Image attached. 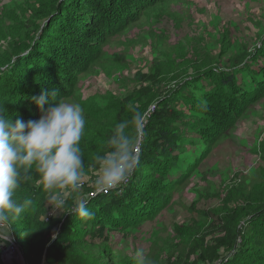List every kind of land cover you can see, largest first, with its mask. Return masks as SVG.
<instances>
[{"label": "rangeland", "instance_id": "374dc122", "mask_svg": "<svg viewBox=\"0 0 264 264\" xmlns=\"http://www.w3.org/2000/svg\"><path fill=\"white\" fill-rule=\"evenodd\" d=\"M57 1L0 0V61L7 56L14 60L32 50L51 24ZM87 2L96 4V0ZM106 9H113L112 2ZM122 13L116 11L113 19ZM122 23L105 42L99 60V47L81 36V24L67 28L59 40L64 46L61 52L69 57L65 49L72 42L74 61L90 56L89 66L76 79H68L75 88L65 98L101 116L106 132L121 122L119 115L113 119L114 114L102 111L109 104L126 117H131L132 106L145 108L143 112L151 117L163 100H171L174 110L161 121L182 139V150L174 153L179 167L165 178L173 189L171 199L155 217L127 227L130 229H123L119 219L116 230L105 231L106 239L85 237L73 256L81 264H135L136 251L143 250L152 264H224L232 257L229 246L234 243L235 247L247 236L249 220L264 206V91L237 116L234 125L226 124L209 142L197 133L200 115L178 93L188 86L193 95L204 100V95L218 86L208 76L213 73L234 77L241 95L259 87L264 79V0H162L137 22ZM95 106L102 112L97 114ZM148 133L155 132L145 129L140 161ZM159 142L167 144L165 139ZM194 163L198 164L191 168ZM142 168L144 172L132 177L136 176L141 187L148 172L146 165ZM84 193L89 205L99 195H106L97 194L91 181ZM18 195L34 200L33 210L40 219L52 213L34 181L24 184ZM69 216L67 209L65 214H53L51 236L60 233ZM18 249L21 246H6L2 262L23 264L26 260L27 264Z\"/></svg>", "mask_w": 264, "mask_h": 264}, {"label": "trees", "instance_id": "16d2710c", "mask_svg": "<svg viewBox=\"0 0 264 264\" xmlns=\"http://www.w3.org/2000/svg\"><path fill=\"white\" fill-rule=\"evenodd\" d=\"M160 1L162 0H96V4L92 6L87 0H58L53 5L55 16L51 24L37 39L32 50L27 49V52L16 56L14 60L13 57L7 56L0 61V109H6L13 120L17 118L25 122L36 120L40 117V111L33 97L39 96L42 90L53 89L58 90L65 97L71 92V88H75L68 79L70 77L76 79L89 66L90 55L86 56V60L81 57L83 61H74L70 54L76 52L71 45L72 42L65 49L69 51V57L61 52L60 47L64 46L59 40L68 27L74 26L73 23L81 24L79 26L83 32L81 36L88 38L91 46L99 47L96 57V60H99L105 42L121 28L122 22L124 26L137 22L147 9ZM110 2L113 9H106ZM118 10H122L123 13L113 19V14ZM55 36L57 40L53 41ZM208 76L210 79H215L218 86L208 91L204 95V100L193 95L188 86H182L178 93L191 105V109L200 115L197 133L207 142L226 124L234 125L237 116L264 91V79L255 91L241 95L238 94L234 77L229 74L216 76L213 73ZM200 80L201 77L194 82ZM172 104L171 100H163L157 111L148 117L146 131L155 133L147 134L142 146L140 165L135 171V173L144 172L142 166L146 165L148 172L142 187L134 176L122 190L99 195L88 205L94 213L93 219L82 220L71 214L64 220L60 233L55 237L51 236L50 229L53 217L49 220H45L46 217L40 219L34 213L33 207L14 224L17 232L13 234L12 241L21 246L27 264H81L77 256H73V252L79 250L85 237L98 235V238L106 239L105 231L109 228L116 230L119 219L123 220L121 224L123 229L136 227L155 217L169 203L173 189L171 185H166L165 178L170 176L169 173L174 168L179 167V161L174 153L181 149L179 144L182 141L176 133L173 134L171 130L166 129L161 121L166 113L174 110ZM95 109L97 114L102 111L111 112L114 114L113 119L118 115L120 121L130 119L112 104L107 105L102 111L97 106ZM93 113L87 109L85 111L87 132L82 141V149L86 166L96 154L104 151L105 141L110 134L106 132V128H103L102 117ZM188 126L190 125H186ZM160 139H165L167 144L162 146ZM197 164L194 163L190 167L194 168ZM118 197H121V200H117ZM123 200L127 201L123 202ZM263 207L249 220L250 232L247 236H242L235 247L234 243L233 245L231 243L232 246H229L228 251H231L232 257L224 264H264ZM82 228L84 233L79 235ZM20 239L21 244H19ZM12 241L4 246L0 245V264H4L1 260L3 249L11 245Z\"/></svg>", "mask_w": 264, "mask_h": 264}, {"label": "clouds", "instance_id": "9594fccd", "mask_svg": "<svg viewBox=\"0 0 264 264\" xmlns=\"http://www.w3.org/2000/svg\"><path fill=\"white\" fill-rule=\"evenodd\" d=\"M40 111L36 120L13 118L0 109V245L10 243L14 224L34 205L32 198H19L26 183L33 182L45 194L53 214H75L91 220L84 193L86 184L97 194L122 190L140 164V145L148 114L131 108L128 120L115 124L105 149L86 166L82 141L87 132L84 108L70 102L56 89L42 90L32 98ZM135 264H152L143 250Z\"/></svg>", "mask_w": 264, "mask_h": 264}, {"label": "built area", "instance_id": "2783aa9c", "mask_svg": "<svg viewBox=\"0 0 264 264\" xmlns=\"http://www.w3.org/2000/svg\"><path fill=\"white\" fill-rule=\"evenodd\" d=\"M149 116H150V113L148 114V117H149ZM52 216H53L52 213H48V215L46 216V219H45V220H49L50 217H52ZM12 245H14L15 248H16V247H20V245H18L16 242H13V241H12ZM18 251H19V253H20L21 250L18 249ZM10 252H11V251H10ZM21 252H22V251H21ZM23 254H24V253H23ZM21 263H24V264H25V263H26V260H22Z\"/></svg>", "mask_w": 264, "mask_h": 264}, {"label": "bare ground", "instance_id": "6f19581e", "mask_svg": "<svg viewBox=\"0 0 264 264\" xmlns=\"http://www.w3.org/2000/svg\"><path fill=\"white\" fill-rule=\"evenodd\" d=\"M7 256H8V262L10 263L11 259H12V255H11V252H8L7 253ZM15 258V257H14Z\"/></svg>", "mask_w": 264, "mask_h": 264}, {"label": "water", "instance_id": "95a60500", "mask_svg": "<svg viewBox=\"0 0 264 264\" xmlns=\"http://www.w3.org/2000/svg\"><path fill=\"white\" fill-rule=\"evenodd\" d=\"M24 264V263H23Z\"/></svg>", "mask_w": 264, "mask_h": 264}]
</instances>
